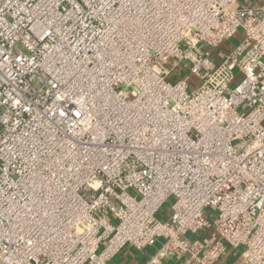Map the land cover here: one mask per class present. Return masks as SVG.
Segmentation results:
<instances>
[{
    "label": "built area",
    "instance_id": "obj_1",
    "mask_svg": "<svg viewBox=\"0 0 264 264\" xmlns=\"http://www.w3.org/2000/svg\"><path fill=\"white\" fill-rule=\"evenodd\" d=\"M126 246L264 264V0H0V264Z\"/></svg>",
    "mask_w": 264,
    "mask_h": 264
},
{
    "label": "crops",
    "instance_id": "obj_2",
    "mask_svg": "<svg viewBox=\"0 0 264 264\" xmlns=\"http://www.w3.org/2000/svg\"><path fill=\"white\" fill-rule=\"evenodd\" d=\"M240 40V35L229 40L225 43L221 49L227 50L233 45L237 44ZM154 248L147 252H140L131 246H126L115 257L114 261L118 264H145L149 257L154 253ZM163 264H186V260L183 257H172L163 261ZM216 264H244L240 255V250L228 249L227 253Z\"/></svg>",
    "mask_w": 264,
    "mask_h": 264
},
{
    "label": "rangeland",
    "instance_id": "obj_3",
    "mask_svg": "<svg viewBox=\"0 0 264 264\" xmlns=\"http://www.w3.org/2000/svg\"><path fill=\"white\" fill-rule=\"evenodd\" d=\"M173 203V198H171L162 208L161 212L157 215V218L162 221L168 220L171 213V206Z\"/></svg>",
    "mask_w": 264,
    "mask_h": 264
}]
</instances>
